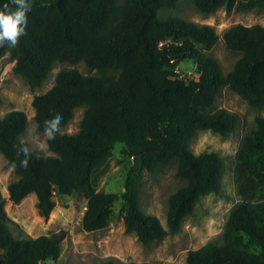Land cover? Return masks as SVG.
<instances>
[{
	"label": "trees",
	"instance_id": "1",
	"mask_svg": "<svg viewBox=\"0 0 264 264\" xmlns=\"http://www.w3.org/2000/svg\"><path fill=\"white\" fill-rule=\"evenodd\" d=\"M178 1L31 0L24 35L14 47L0 46V59L8 55L14 75L34 90L54 63H81L95 73L62 70L48 91L33 97L36 134H43L42 125L52 116L62 117L52 143L46 141L52 156L28 151L21 141L27 125L22 111L0 119V155L14 175L6 186L7 199L0 194V264L56 262L67 235L60 230L18 238L5 212L7 202L19 205L33 194L37 215L47 220L54 195H76L86 203L82 229L96 232L107 226L119 197L96 191L95 181L116 144L132 160L120 196V217L125 231L143 246L177 233L202 197L219 193L221 158L212 152L194 155L188 145L200 132L226 137L236 131L237 116L215 108L223 88L251 108H264V27L235 25L224 32L225 48L241 55L224 76L218 62L203 54L218 39L214 28L158 19L160 10H172ZM244 2L193 0V5L212 15ZM5 3L12 6L10 0H0V8ZM246 6L262 9L264 0ZM187 61L194 64V77L176 73ZM81 108L78 132L61 133ZM170 166L184 185L168 198L165 229L156 217L141 212L140 186L145 173ZM233 172L239 201L229 210L222 244L187 252L186 264H264V118H254L246 128Z\"/></svg>",
	"mask_w": 264,
	"mask_h": 264
},
{
	"label": "rangeland",
	"instance_id": "2",
	"mask_svg": "<svg viewBox=\"0 0 264 264\" xmlns=\"http://www.w3.org/2000/svg\"><path fill=\"white\" fill-rule=\"evenodd\" d=\"M245 0L239 8L233 4L229 9H220L212 15H204L197 11L193 0H179L172 10L163 9L157 14L158 19L177 18L198 26L208 25L214 28L218 37L206 56L214 58L225 76L232 71L241 55L229 52L224 45L222 35L230 27L242 25L264 27V8H247ZM14 63L8 55L0 59V119L11 111H22L26 116V130L21 136L28 151L40 150L44 156H52L46 149L44 135L35 133L33 121L34 110L31 101L34 96L48 91L54 83L55 76L62 70L76 69L82 75H94V71L83 64L68 65L54 63L51 71L42 84L31 90L25 80L13 73ZM179 76H195L194 64L187 61L176 68ZM215 108L225 109L238 118L236 131L226 137L210 131L200 132L189 143L188 149L194 155L215 153L222 162L223 169L218 194H209L200 199L190 216L182 223L179 231L166 236L163 241L150 246L140 244L132 233H127L120 217L126 175L132 160L121 153L122 145L116 144L106 166L96 177V191L118 195L111 207L107 226L96 232H85L81 227V218L86 203L76 195H54L55 207L47 220L40 218L35 209L36 198L29 195L19 205H5L7 216L15 225L18 238H36L64 230L66 238L61 245V253L56 262L46 261L41 264H101L113 261L117 264H186L185 258L189 251H194L206 244L219 246L223 240V228L229 210L239 201L234 178V154L248 128L256 117L264 118V108H251L245 101L223 88L215 103ZM83 109L73 112L71 121L61 133L74 135L79 130ZM14 179L12 168L0 155V194L7 199L6 186ZM184 182L176 177L175 167L170 166L156 174L143 175L140 186V210L146 216L156 217L166 229L168 198ZM17 231V232H16Z\"/></svg>",
	"mask_w": 264,
	"mask_h": 264
},
{
	"label": "clouds",
	"instance_id": "3",
	"mask_svg": "<svg viewBox=\"0 0 264 264\" xmlns=\"http://www.w3.org/2000/svg\"><path fill=\"white\" fill-rule=\"evenodd\" d=\"M0 8V46L7 44L14 47L20 36L24 35L27 23L26 14L31 11V0H10ZM51 116V115H50ZM62 117L52 116L50 121L42 125L44 138L47 143H52V138L61 127Z\"/></svg>",
	"mask_w": 264,
	"mask_h": 264
},
{
	"label": "built area",
	"instance_id": "4",
	"mask_svg": "<svg viewBox=\"0 0 264 264\" xmlns=\"http://www.w3.org/2000/svg\"><path fill=\"white\" fill-rule=\"evenodd\" d=\"M161 45V44H160Z\"/></svg>",
	"mask_w": 264,
	"mask_h": 264
}]
</instances>
